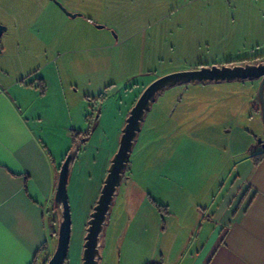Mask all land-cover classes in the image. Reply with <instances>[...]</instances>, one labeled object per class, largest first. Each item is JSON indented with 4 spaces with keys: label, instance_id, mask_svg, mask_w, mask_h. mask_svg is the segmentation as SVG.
Instances as JSON below:
<instances>
[{
    "label": "rangeland",
    "instance_id": "1",
    "mask_svg": "<svg viewBox=\"0 0 264 264\" xmlns=\"http://www.w3.org/2000/svg\"><path fill=\"white\" fill-rule=\"evenodd\" d=\"M52 2L64 14H76L62 23L66 26L62 46L56 47L57 39L49 40L40 31L50 25L48 18L53 15L47 8L42 13L45 7L38 0H0V6L17 11L19 19L2 14L0 24L20 28L27 44L17 57L20 63H30L32 70L56 59L59 66L61 59L82 60L66 71L80 87L87 85V57L98 58L92 66L90 86L94 99L89 101L88 116L92 120L83 127L88 133L72 149L76 159L66 182L71 229L63 264H81L87 223L118 147L125 124H121V114L129 101L135 102L146 86L166 74L264 61V0ZM6 37L1 34L0 45ZM257 53L260 55L255 56ZM259 83L260 79L188 82L159 92L130 156L131 161L137 158L138 163L150 164L142 177L143 189L155 193L156 184H170L171 170L178 164L173 158L198 154L206 160L198 157L197 167L206 162L205 166L216 163V168L226 166L229 170L239 159L264 149ZM153 127L161 139L152 142L147 138ZM71 146L70 138L54 145L58 168ZM122 189L120 186L117 205L107 216L100 237V264H125L126 258H119L118 253L123 248L114 243L117 209L124 203ZM142 217L148 232L141 243L148 246L159 221L151 213ZM142 249L132 247L137 253Z\"/></svg>",
    "mask_w": 264,
    "mask_h": 264
},
{
    "label": "crops",
    "instance_id": "2",
    "mask_svg": "<svg viewBox=\"0 0 264 264\" xmlns=\"http://www.w3.org/2000/svg\"><path fill=\"white\" fill-rule=\"evenodd\" d=\"M38 1L45 7L42 13L53 15L50 25L40 31L49 40L57 39L56 47L64 45L62 23L71 15L52 0ZM17 13L0 6V17L5 14L19 21ZM1 23L7 37L0 45V264H45L56 248L61 213L54 200L59 168L52 151L70 138V172L76 159L72 149L88 133L83 127L92 120L90 86L98 58L87 57V85L82 87L66 73L69 65L82 64L78 58L61 59L60 66L57 59L48 61L32 70L30 63H20L17 57L27 44L22 31ZM133 104L129 101L126 109ZM142 122L137 137L145 128ZM154 129L146 128L152 142L161 139ZM262 150L239 159L229 170L216 168V163L205 166L206 162L197 167L198 157L206 160L198 154L173 158L178 164L171 170L170 184H156L155 193L143 189L142 177L150 164L131 161L129 156L107 214L111 216L123 186L124 203L117 209L114 226V243L123 248L119 258H126L125 264H264V158H252ZM150 213L159 225L151 245L142 246L148 232L142 216ZM132 247L143 249L137 253Z\"/></svg>",
    "mask_w": 264,
    "mask_h": 264
},
{
    "label": "water",
    "instance_id": "3",
    "mask_svg": "<svg viewBox=\"0 0 264 264\" xmlns=\"http://www.w3.org/2000/svg\"><path fill=\"white\" fill-rule=\"evenodd\" d=\"M4 30L5 27L0 24V36ZM244 79H260L257 96L262 122H264V61L230 66L213 65L211 67H200L194 70L174 72L155 79L145 87L130 108L128 116L125 119L118 147L110 161L100 189V194L88 220L83 242L81 264H99L100 237L107 214L109 213L117 187L121 183L130 152L141 128V122L144 119L146 111L149 110L150 104L154 102L156 95L163 89L180 83ZM70 160L71 156L67 155L58 171L54 200L61 207V219L58 226L56 248L45 264H63L66 259L71 229L70 210L66 193Z\"/></svg>",
    "mask_w": 264,
    "mask_h": 264
},
{
    "label": "trees",
    "instance_id": "4",
    "mask_svg": "<svg viewBox=\"0 0 264 264\" xmlns=\"http://www.w3.org/2000/svg\"><path fill=\"white\" fill-rule=\"evenodd\" d=\"M254 159V161L264 158V150H262L260 153L254 155V157H252Z\"/></svg>",
    "mask_w": 264,
    "mask_h": 264
},
{
    "label": "snow or ice",
    "instance_id": "5",
    "mask_svg": "<svg viewBox=\"0 0 264 264\" xmlns=\"http://www.w3.org/2000/svg\"><path fill=\"white\" fill-rule=\"evenodd\" d=\"M233 19H235V17H233Z\"/></svg>",
    "mask_w": 264,
    "mask_h": 264
}]
</instances>
